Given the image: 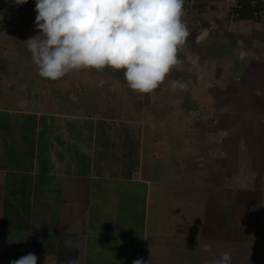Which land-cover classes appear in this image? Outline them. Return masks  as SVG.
<instances>
[{"label": "crops", "instance_id": "crops-1", "mask_svg": "<svg viewBox=\"0 0 264 264\" xmlns=\"http://www.w3.org/2000/svg\"><path fill=\"white\" fill-rule=\"evenodd\" d=\"M0 13V264L28 253L36 264H204V242L217 256L230 252L232 264H264V191L252 201L234 187L250 172L233 159L227 168L219 129L203 139L207 129L195 127L203 103L194 101L212 100L220 77L259 79L263 64L251 60L264 58L262 31L240 33L245 61L237 42H220L222 53L199 56L196 67L188 37L177 53L182 63L153 92L137 94L124 69L41 78L26 49L39 34L36 12L26 17L0 0ZM177 76L186 91L171 88ZM188 113V121L173 122ZM247 121L235 129L243 134L257 123ZM250 140L255 148L263 142ZM248 146L241 143L232 158L243 164Z\"/></svg>", "mask_w": 264, "mask_h": 264}, {"label": "clouds", "instance_id": "clouds-1", "mask_svg": "<svg viewBox=\"0 0 264 264\" xmlns=\"http://www.w3.org/2000/svg\"><path fill=\"white\" fill-rule=\"evenodd\" d=\"M26 2L11 0L14 7ZM183 7L184 0H36L34 23L39 34L26 40V49L41 78L56 81L71 70L110 67L125 70L134 93H151L182 63L178 49L191 35L182 19ZM208 36V29L201 28L195 43L202 45ZM237 45L243 62L250 54L242 40ZM198 59L191 60L194 67ZM187 87L180 80L171 84L173 90ZM199 247L210 254L204 264H232L230 252L217 256L209 242ZM37 259L28 253L9 264H36ZM133 264L144 262L136 259Z\"/></svg>", "mask_w": 264, "mask_h": 264}, {"label": "rangeland", "instance_id": "rangeland-1", "mask_svg": "<svg viewBox=\"0 0 264 264\" xmlns=\"http://www.w3.org/2000/svg\"><path fill=\"white\" fill-rule=\"evenodd\" d=\"M251 1L253 6L257 5L258 11L254 14L258 17L260 15L258 21L253 19L237 18L238 14L235 9L238 7V0H184L183 10L186 15L183 16L182 19L191 33L188 39H194L200 32L201 28H207L209 31V36L202 45H197L195 43V48L198 51L196 54L197 57L202 56V59H204L205 56H212L213 52H217L215 54L222 53V49L218 46L220 42H224V47L226 46V48H228L234 42L240 40L244 41L240 33L245 36V34H248L249 30L252 28L254 31H262L264 33V0ZM260 39L264 41V34ZM251 43H254V41H251ZM195 48H192L194 53H196ZM253 60H257L263 64L261 67H259V64V68L256 69L257 71L255 70L256 75L257 73L261 74V76L258 77L259 79L254 77V73L250 76V78H252L251 80L245 79L244 82L239 81V78H237V76L234 77L233 74L229 76L228 80L224 81H222V77H220L218 79V84L221 90H218L217 93L212 96V100H210V98L207 99L206 97H202L203 99L200 101V97L197 100H194L197 102V106L203 105L200 110L204 113V115L200 117V120L198 118L195 121V127L197 129H207L205 133L202 132L203 139L209 140L210 134L213 133L212 130H216V128L219 129V137L222 143V146H220V150L222 152L221 154L229 155V164L227 168L231 169V167L234 166V163L232 162L233 159L237 163V166L235 163V167H238V171H241L244 174L250 172L251 177L247 180L246 184L242 185L237 182L234 184V187L243 188L244 192L247 193V196L249 197L248 199L252 201L253 199L258 198V190L261 189L264 191V58L258 59L257 57L256 59H252L251 62H254ZM204 62L205 60L203 63ZM245 73L246 72L241 74L244 75L242 77L246 76ZM178 79L180 78L177 76V80ZM225 81H227V83ZM248 81L255 83L259 81V85L257 84L258 86L255 87V84H253V87L249 89L250 84ZM232 84H234V86ZM210 88H212L213 92L215 90V85L213 84ZM233 88L235 91H233ZM217 94H219V97H217ZM235 96L237 100L234 99ZM194 101L187 98L184 103L188 105ZM234 102L237 103V110L240 109L239 111L232 108V106L235 108L233 104ZM200 103L203 104L201 105ZM195 112L196 111H190L189 113H192L193 115ZM217 112L219 113L218 117L216 116ZM237 112H242V120L241 115L239 116ZM189 113L185 114V117L183 114H180V116L175 115L173 122L180 123L183 120L188 121L190 115ZM205 113H207L206 117ZM214 117H217V120H215ZM237 117L239 118L237 119ZM245 118L249 120L246 122L247 125H249L248 123L250 121L253 123L255 121L257 123L252 125L246 133L242 134L241 131L235 129L234 125L236 122L240 121L244 124ZM176 119H179L180 121H176ZM251 135L257 139V143L259 141H263L260 146H257L258 148L260 147L259 149L249 145L251 142ZM241 143H246L247 146L249 145V151L246 152V155L248 156H246L247 159H244L245 161H243V164H240L237 158H232V155L237 156L236 153L239 151L237 149H239L238 146H240ZM239 157L242 159L244 158L243 155ZM217 163L220 164L219 161ZM217 171H219V167L216 169V172Z\"/></svg>", "mask_w": 264, "mask_h": 264}, {"label": "trees", "instance_id": "trees-1", "mask_svg": "<svg viewBox=\"0 0 264 264\" xmlns=\"http://www.w3.org/2000/svg\"><path fill=\"white\" fill-rule=\"evenodd\" d=\"M235 11L238 14L237 18L240 19H253L258 21L260 18V15L258 17L254 14L256 13V11H258V9H257V5L253 6L251 0H238V7L235 9Z\"/></svg>", "mask_w": 264, "mask_h": 264}, {"label": "built area", "instance_id": "built-area-1", "mask_svg": "<svg viewBox=\"0 0 264 264\" xmlns=\"http://www.w3.org/2000/svg\"><path fill=\"white\" fill-rule=\"evenodd\" d=\"M35 2L36 0H27L26 3L19 5L18 8L23 15L30 17L34 11Z\"/></svg>", "mask_w": 264, "mask_h": 264}]
</instances>
